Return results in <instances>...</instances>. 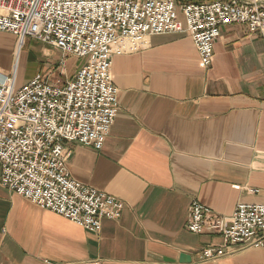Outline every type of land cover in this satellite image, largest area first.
I'll return each mask as SVG.
<instances>
[{"label": "crops", "instance_id": "crops-1", "mask_svg": "<svg viewBox=\"0 0 264 264\" xmlns=\"http://www.w3.org/2000/svg\"><path fill=\"white\" fill-rule=\"evenodd\" d=\"M180 22L176 33L118 39L119 113L103 149L65 143L72 178L122 201L121 218L90 232L0 183V264H264V249L187 229L194 201L224 218L264 204V42L224 27L206 68ZM209 248L224 254L202 260Z\"/></svg>", "mask_w": 264, "mask_h": 264}, {"label": "built area", "instance_id": "built-area-1", "mask_svg": "<svg viewBox=\"0 0 264 264\" xmlns=\"http://www.w3.org/2000/svg\"><path fill=\"white\" fill-rule=\"evenodd\" d=\"M179 12L206 68L224 27L244 25L264 42V0H0V33L17 37L20 48L33 38L86 61L64 85L37 77L17 88V67L0 74L2 187L90 232L119 220L122 201L72 178L65 143L103 149L119 113L112 47L120 38L178 32ZM187 229L219 235L229 249H264V204H239L224 218L194 201ZM223 254L209 248L202 260Z\"/></svg>", "mask_w": 264, "mask_h": 264}, {"label": "rangeland", "instance_id": "rangeland-1", "mask_svg": "<svg viewBox=\"0 0 264 264\" xmlns=\"http://www.w3.org/2000/svg\"><path fill=\"white\" fill-rule=\"evenodd\" d=\"M174 1L181 3V0ZM204 1L206 0H194L195 3ZM179 15L182 16V13L179 12ZM17 42L13 36L0 35V65L9 67L13 60V68L17 63V88L28 85L37 77L52 84L64 85L72 80L86 63L84 59L64 54L33 38H27L19 48V54L15 53L12 56L13 46H17Z\"/></svg>", "mask_w": 264, "mask_h": 264}, {"label": "trees", "instance_id": "trees-1", "mask_svg": "<svg viewBox=\"0 0 264 264\" xmlns=\"http://www.w3.org/2000/svg\"><path fill=\"white\" fill-rule=\"evenodd\" d=\"M181 3H195L194 0H181Z\"/></svg>", "mask_w": 264, "mask_h": 264}, {"label": "bare ground", "instance_id": "bare-ground-1", "mask_svg": "<svg viewBox=\"0 0 264 264\" xmlns=\"http://www.w3.org/2000/svg\"><path fill=\"white\" fill-rule=\"evenodd\" d=\"M16 68V67H15Z\"/></svg>", "mask_w": 264, "mask_h": 264}]
</instances>
